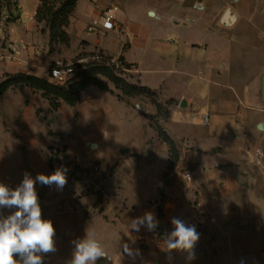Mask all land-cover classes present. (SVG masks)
Returning <instances> with one entry per match:
<instances>
[{"label":"crops","instance_id":"0c3cea01","mask_svg":"<svg viewBox=\"0 0 264 264\" xmlns=\"http://www.w3.org/2000/svg\"><path fill=\"white\" fill-rule=\"evenodd\" d=\"M42 2L18 0L13 7L0 0V79L25 73L54 82L48 73L59 62L82 65L85 56L98 54L122 60L131 65L125 69L128 80L152 90L168 109L158 122L178 151L174 170L163 178L171 153L147 116L156 114L155 105L121 99L111 82L109 90L87 86L75 105L59 101L53 112L41 91L9 88L0 96V183L14 189L25 173L52 174L60 163L52 167L51 148L68 164L62 191L35 185L42 217L56 230V251L44 256V264H69L73 241L86 229L111 257L96 264H264V177L252 162L253 149L264 150V27H253L263 42L243 44L247 49L235 67L231 60L212 66L198 57L208 44L163 41L160 31L167 26L156 23L234 27L264 15V0H177L166 13L146 1L141 18L155 23L134 20L125 0H77L65 27L68 44L52 45L48 24L36 18ZM113 6V29L87 31ZM15 42L26 45L19 55L12 53ZM192 66L207 69L200 76L207 89L189 80ZM194 108L208 113L207 125L184 114ZM0 211L7 216L15 209ZM148 211L159 221L158 236L143 227L128 230L131 220ZM172 217L200 233L192 261L185 253L173 252L168 259L161 251ZM139 233L147 242L134 248L140 255L133 261L123 245L134 244Z\"/></svg>","mask_w":264,"mask_h":264},{"label":"clouds","instance_id":"9594fccd","mask_svg":"<svg viewBox=\"0 0 264 264\" xmlns=\"http://www.w3.org/2000/svg\"><path fill=\"white\" fill-rule=\"evenodd\" d=\"M66 173V168H57L50 175L37 174L35 178L25 173L14 189L0 183V210L15 209L7 216L0 211V264H44V256L56 251V230L50 219L42 217L35 185L37 182L44 186L55 185L62 191L67 184ZM158 225L155 214L148 211L131 220L128 230L139 232L143 227L154 232ZM171 225L172 230L163 237L161 251L168 259L173 252H179L186 254L187 261L194 260L195 247L200 239L195 225H187L177 217L171 218ZM73 243L69 264H96L102 258L111 259L94 231L86 229L84 237ZM123 253L133 261L140 255L138 249L127 243L123 245Z\"/></svg>","mask_w":264,"mask_h":264},{"label":"trees","instance_id":"16d2710c","mask_svg":"<svg viewBox=\"0 0 264 264\" xmlns=\"http://www.w3.org/2000/svg\"><path fill=\"white\" fill-rule=\"evenodd\" d=\"M77 0H43L39 7L36 18L44 20L51 31V45L54 42L68 44L69 38L65 31L68 24V17L76 5ZM123 68L129 69L130 64L119 60ZM114 64H111V58L98 54V59L89 61L86 64L77 65L81 71L77 72L69 81L63 84L50 81L48 78H40L25 73L7 75L0 82V96L9 88L19 85L28 86L35 90L41 91L46 97L50 106L57 108L59 101L69 105H75L80 100V94L83 89L89 85H96L102 89L109 90L108 84L99 76L105 77L120 92L119 97L127 102L135 97H148L151 103L156 107V114H147L151 120V125L156 129L160 138L170 147V164L165 172L166 177L178 161V151L174 142L163 131L159 125V119L166 118L169 114L168 109L156 100L155 93L147 87L131 83L126 77L118 75L114 70Z\"/></svg>","mask_w":264,"mask_h":264},{"label":"rangeland","instance_id":"374dc122","mask_svg":"<svg viewBox=\"0 0 264 264\" xmlns=\"http://www.w3.org/2000/svg\"><path fill=\"white\" fill-rule=\"evenodd\" d=\"M150 2L152 4L158 5L160 12H168L172 5V9L175 8V2L177 0H125V6L127 10H130L133 12L132 18L139 19L142 21H145L147 23L153 21L155 23L156 20L153 19H143L141 18V14L139 13L140 7L145 2ZM179 1V0H178ZM181 1V0H180ZM226 1V0H223ZM229 2L227 1L224 6L227 7ZM252 22V23H251ZM251 22L247 19H241L236 26L234 27H221L218 25H210L207 27H200L197 25H191V26H175L172 22H162L157 21L156 23L166 25L167 27H164V30H161V37L163 41L170 39L174 43H180L182 41L191 40L195 43H202V44H208V46H205L200 50L198 49L197 55L201 59H209L213 62L214 66L220 60H231L233 61V66H237V64L240 62V57L243 54V52L246 51V47L243 46V44L251 43V44H259L263 42L260 38L257 37L256 31L253 28L254 26H259L260 28L264 27V15H255L254 18L251 19ZM152 23V22H151ZM2 42V36L0 35V43ZM254 42V43H253ZM86 53H81L79 56H83ZM194 54V52H193ZM85 62L84 64L88 63L89 61L97 60L98 58L88 57L85 56ZM111 64H114V70L118 75L124 76L127 79L130 80L129 73L120 63H115L111 61ZM190 71L191 75L189 80L198 88L205 87L207 89L210 85L207 81L201 80L200 76L203 74H207V69L205 67H193ZM103 81H105L107 84L110 83L105 77L99 76ZM2 80V79H0ZM221 81H225V77H220ZM132 100L135 102H141L149 104L151 102V99L148 97H135ZM50 104V103H49ZM55 108L53 106H50V111L53 112ZM184 114L186 116L192 115L193 120H195L198 124H202V119L204 117L203 113L196 108H194L192 111H185ZM207 114V113H206ZM264 145V143H263ZM58 153H55L53 151V148H51V151L49 152V156H51V162L52 167L58 166L60 168H68L66 163L61 164V161H58L56 156ZM58 161V162H57Z\"/></svg>","mask_w":264,"mask_h":264},{"label":"built area","instance_id":"2783aa9c","mask_svg":"<svg viewBox=\"0 0 264 264\" xmlns=\"http://www.w3.org/2000/svg\"><path fill=\"white\" fill-rule=\"evenodd\" d=\"M18 0H7V4L9 6H17ZM116 7H110L108 8L98 19H93L89 25L87 26V31L89 32H95V31H101L105 32L108 30L113 29L114 27V16L112 14V11L115 10ZM32 19V17H31ZM12 53L19 55L23 50L26 49V45L15 42L13 43L12 47ZM98 58V57H96ZM82 61H77L73 63H57L55 66L49 69L48 76L50 79H53L55 83L63 84L69 81L77 72V65L81 64ZM118 64V63H117ZM208 123V113L204 115L203 117V124L207 125ZM252 162L253 164L258 167L263 174L264 177V150L259 147H255L253 149L252 153ZM93 172L97 175V177H101V170L99 167L95 166L93 167ZM187 179L190 178V174L186 173L184 175ZM155 236H158L157 231H154L153 233ZM147 239L144 233H139L137 240L134 244H130L129 246L133 249L135 247H142L146 244Z\"/></svg>","mask_w":264,"mask_h":264},{"label":"water","instance_id":"95a60500","mask_svg":"<svg viewBox=\"0 0 264 264\" xmlns=\"http://www.w3.org/2000/svg\"><path fill=\"white\" fill-rule=\"evenodd\" d=\"M3 47H5V45H3ZM262 84H263V94H264V75L262 77ZM138 107H140V106L138 105ZM181 107H186V101L185 100H182Z\"/></svg>","mask_w":264,"mask_h":264}]
</instances>
